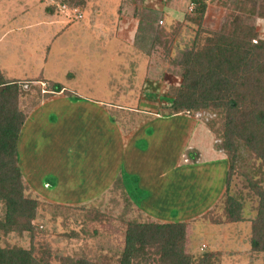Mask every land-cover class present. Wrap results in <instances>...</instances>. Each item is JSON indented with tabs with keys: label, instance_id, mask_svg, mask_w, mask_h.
I'll return each mask as SVG.
<instances>
[{
	"label": "rangeland",
	"instance_id": "374dc122",
	"mask_svg": "<svg viewBox=\"0 0 264 264\" xmlns=\"http://www.w3.org/2000/svg\"><path fill=\"white\" fill-rule=\"evenodd\" d=\"M80 2H82L81 6ZM235 2L236 0H223V3H219L217 0H206L207 8L202 27L208 30H220ZM46 6H48L47 8L54 7V9L58 8L63 11H61L59 17L50 16L44 12ZM145 8L156 14L163 13L162 26L169 41L167 47L169 53L165 51L163 45L152 47L154 36L143 31V29H139L143 21H154V16ZM186 11L187 3H181L178 0H173L166 5L158 0H145L144 7H142L141 0H73L71 6L66 4L64 0H0V73H3L4 77L21 79L36 78L43 73V76H50L52 79L66 85L70 92L79 97L102 101L106 105L105 109L108 115L106 127L107 129L110 128L111 131L113 130V124L116 123L115 115L118 116L117 112L120 111L117 110L120 108L136 111L143 109L156 111L162 110L171 104L170 89L177 87L180 83L178 69L173 66L172 62L191 46L197 29V26L185 17ZM79 14L81 18L78 17ZM245 21L248 24L253 23L260 38L264 39V19L258 18L253 21L252 18L245 17ZM100 32L106 34V36L103 35L105 37L103 40L104 45L98 42L99 40L96 37V34ZM59 33L60 35L54 41L55 36ZM134 36L138 41H135ZM150 64L155 66V69H152L150 77L152 85L146 86L143 85L144 74L147 65ZM68 72L75 74L74 80L70 82L66 78ZM40 86L42 89L45 88L44 83ZM146 94L152 96L149 97ZM75 98L68 96L67 102L80 103L82 101L80 98ZM78 105L75 104L74 107ZM66 108L67 106L64 105L61 99H52L44 107L36 108L41 113L36 118L38 126L34 124L35 120L32 122V127L36 128L33 132L35 135L33 133L31 136L28 135L26 130H29L31 125H27L20 134L19 139V164L23 178L31 191L49 204L61 205L62 202L70 203L74 201L87 202L91 198L88 197V191H82L84 189L83 184H78L75 189L77 199H69V193L66 196L67 200H64L62 195H60L62 198H56V190L52 191L51 186L45 185L46 181V183L51 181L45 173L46 170L55 167L59 163L64 167L65 161L70 162V160L75 162L76 167H79L81 171L97 170V161H101V154L105 152L102 155L105 156L104 161H106L107 149H111L113 146L111 144H116L115 139H112V136L107 132L105 137L97 138L98 136L95 135L92 128H97V133L100 129H103V125L100 120L90 117H85L80 122L75 123L77 125L71 126L70 133L66 134L67 131L64 125L67 118ZM42 112H47L50 118L49 120L45 119L46 122L41 125ZM111 113H113V118L110 115ZM123 113L126 116L130 114ZM212 117L208 113H197L191 118H184V122L187 126L205 127L204 122ZM154 123L157 129L171 125L162 119ZM177 126L179 128L185 125L178 123ZM162 130L158 131L152 138L155 140L161 138L160 133L163 132ZM182 133H186V135H182ZM175 136L174 133L167 135L168 138L172 139V142L169 143L174 144ZM177 137L184 139L185 143L189 140L196 143L199 139V144L202 147L206 145L207 150H204L203 161H207L208 154L213 150L210 145L207 146L209 143L207 137L200 136V133L191 136L189 131L178 132ZM99 142H105L106 144L101 146L102 144ZM213 142L215 143L216 140ZM34 143H37L35 148ZM156 143L158 142H153L152 152H150V157L148 156L149 159L163 158L168 160L173 156L171 152L174 151L173 149L171 151L169 147L162 149V145L159 147V144L156 146ZM23 147L24 149L27 147L26 153L25 150L23 151ZM114 148H118V150H113ZM114 148L109 154L110 159H107L111 166L114 163L111 160H114L119 153V146ZM159 148H161V151ZM195 148L193 146L191 150ZM138 149L141 153V144H138ZM195 151H198V149ZM240 152L242 161L239 162V172L242 175L233 178L231 193L242 202V217L244 219L235 223L225 222L220 203L213 201V197L217 195L215 189H219L221 185L222 168L221 165L207 164V166L211 165L208 167V173H205V171L199 173L195 176L194 181L198 178L199 181L202 177L205 179L204 185L209 187L210 190L206 194L209 200L205 202H210L211 207L205 213L207 215L205 218H202V215L200 218L189 222L186 249L188 252L195 253L200 245L205 243L208 249L205 248L204 250L223 253L222 264H264V254L251 257L252 255L250 256L249 253V220L254 218L256 214L257 199L246 188V179L243 175L250 176L264 188V168L250 155L246 148L241 147ZM185 154L188 160L193 156L192 151H187ZM185 168L188 170V167ZM86 177V174H82L78 180L83 181ZM95 177L97 178L96 174ZM29 178L31 181H29ZM35 178H37L38 183H34ZM121 178V185L128 186L131 191L136 188L132 177H126V174L122 173ZM175 186L176 184H174ZM200 191L204 194L202 186H200ZM114 199V196L110 197L107 202L101 199L99 206H106L105 212L110 214L109 208L112 205L111 201ZM199 205L201 208L206 206L204 204ZM155 206L162 209L164 203L157 202ZM117 208L114 210L115 212H118ZM1 214L0 207V217ZM66 218L61 216L58 219L56 217L51 220L49 214H44L36 219L35 248L37 250L40 248L49 249L51 263H56L57 258L74 254L85 255L84 257H98L101 254L98 247L107 251L110 250V252L121 249L123 239L121 233L116 231L118 226L116 223H102L103 227L108 228L109 233L106 228H103L99 233L93 235L91 227H98L99 224L96 225L95 222L97 221L95 220L101 217L97 215L95 218V214H90L85 236L91 244L87 245L81 241L67 239L63 236L71 228H75L82 235L81 225H75L73 220H69L70 217L66 216ZM214 220L218 222L212 223L211 221ZM0 239L3 245L29 246L26 235L24 237L16 235L1 236ZM203 246L205 247L204 244L201 245V247Z\"/></svg>",
	"mask_w": 264,
	"mask_h": 264
},
{
	"label": "trees",
	"instance_id": "16d2710c",
	"mask_svg": "<svg viewBox=\"0 0 264 264\" xmlns=\"http://www.w3.org/2000/svg\"><path fill=\"white\" fill-rule=\"evenodd\" d=\"M217 1L223 3V0ZM64 2L71 6L73 0ZM141 2L144 7L145 0ZM190 4L193 9L191 12L187 10L185 17L197 26L195 37L191 46L172 62L178 69L180 83L170 89L171 104L157 110V114L162 117L182 114L193 117L197 113L213 116L204 124L216 140L214 150L226 157L228 165L224 191L218 202L225 222L235 223L244 219L242 202L231 193L233 178L241 174L240 148H246L264 168V39L260 38L253 23L245 21V17L253 21L264 19V0H236L218 31L202 27L206 0H188ZM145 9L154 16V21H143L139 29L154 36L152 47L163 45L169 53V41L162 26L163 13L157 15ZM134 39L138 41L136 36ZM40 83H44L45 88L42 89ZM61 92L73 96L58 83H45L41 76L25 81H7L0 74V237L26 235L29 241L28 247H21L3 245L0 239V264H222L220 251H187L188 223H159L136 212L134 207L140 194L133 199L132 196L138 192L121 185L123 172L107 194L109 198L115 197L111 201L110 214L105 212L106 206H99L103 198L87 205L67 206L49 204L31 191L19 164L20 133L29 113L43 100ZM119 110L125 112L122 108ZM110 115L114 117L113 113ZM190 151L193 156L189 160L195 163L198 152ZM243 175L246 188L257 199L256 214L249 220V253L251 257H258L264 254V188L250 176ZM46 185L52 186L49 182ZM116 207L118 212L114 211ZM92 213L95 218L97 215L101 217L95 220L99 226L91 227L92 234L103 228L109 233L108 228L101 224L116 223V231L123 239L121 249L110 252L98 247L101 253L98 257L74 254L51 263L49 249L35 248V222L44 214H49L51 220L70 217L75 225H81L82 235L71 228L63 236L91 244L85 230ZM206 216L204 214L202 218Z\"/></svg>",
	"mask_w": 264,
	"mask_h": 264
},
{
	"label": "crops",
	"instance_id": "0c3cea01",
	"mask_svg": "<svg viewBox=\"0 0 264 264\" xmlns=\"http://www.w3.org/2000/svg\"><path fill=\"white\" fill-rule=\"evenodd\" d=\"M47 7L48 6L44 8V12L50 16L59 17L61 11H63V10H59L58 8L52 10L50 7L49 8ZM59 35L60 33L55 36L54 41L56 40V38H58ZM103 35L106 36L104 32L103 33L100 32L96 34V37L99 40L98 42H100L102 45H104L103 40L105 39ZM152 69H155V66L151 64L149 66L147 65L145 70L146 73L144 74L143 85L146 86L152 85L150 80ZM0 74L7 81H15V80L25 81L28 79H34V78L21 79V78H13V77L8 78V77H4L3 73ZM42 74L43 73H41L40 76L42 77L45 83L58 82V84L63 86V88L67 91V93H70L73 96H77L75 93L70 92L67 89V86L62 84L60 81L58 80L56 81L52 79V77L50 76L48 77H46V75L43 76ZM66 78L70 82L74 80L75 74L68 72ZM146 95L148 96L149 94ZM150 96L152 95H149V97ZM67 97L68 96L62 92L55 93L49 99L43 100L36 108L44 107L47 104V102L52 99H61L63 100L64 105L67 106L66 108L67 118L64 124L67 131L66 134L70 133L69 129L71 126L77 125L75 123L80 122V120L85 117H90L92 119L100 120L103 125L102 126L103 129H100V127H98L100 131H98L97 133H96L97 128H92L94 129L95 135L98 136L97 138L105 137L107 132L112 136V139H115L116 144L115 145L111 144L113 145L111 149H107L106 161H104L105 156L102 155L105 152L101 154V161H97V170L89 169L86 171L84 170L81 171L79 167H76L75 162L71 160L70 162L65 161L66 164L64 165V167L59 163L55 167L53 168L51 167L48 170H46L45 173L51 179V181H48L52 185L51 190L52 191L56 190V198H62L60 197V195H62L63 199L67 200L66 196L67 193H69L68 195L69 199L71 200L77 199L78 196L76 195L75 189L77 188L78 184H83L82 186L84 187V189H82V191L84 192L88 191V197L91 198L89 199L90 201L87 202H75V201L70 203L62 202L61 205L66 204L67 206H82V205H87V203L88 204L93 203L96 200H99L100 198H103L104 199L103 201L107 202V200L109 199L107 194H109L108 192L110 190V187L117 179L118 175L121 172H123L124 174H126V177L127 176L132 177L136 184V188L134 189L136 190L135 192L138 193H135L134 196H132V198L134 199L136 197L137 199L138 194H140L139 202L136 203L134 207V210L136 212L141 214V216H143L145 219L147 218L155 222H159V223L186 222L188 223L189 226L190 221L200 218L202 215H204L210 210L211 207L210 202L207 203L205 202L209 200V197L208 196L206 197V194H208L210 191L209 187L204 185L205 179H203V177L199 181H198L199 178L195 181L194 178L199 173H204V171L205 173H208L209 171L208 167L211 166L212 164L213 166L221 165L222 168V177L220 179L221 185L219 186V189L218 188L215 189L217 195L213 197L214 199L212 198L213 201H215V203L219 201L224 191L223 182L225 180V176L223 177V175L226 174L228 165H227L226 157L221 152H216L214 150L213 141H215V139L213 135L207 130L206 127L187 126L186 123L184 122L185 120L184 118H191V117L185 115L162 117L157 114V110L152 111L150 109L141 108L143 109L141 111L123 109L125 110L126 113H130L127 114V116L122 111L117 110L120 112H117L118 116L115 115L116 123L113 124L114 126L111 125L113 126L112 128L113 130L110 131V128L107 129L106 127L108 115H107V110L105 109L106 105H104L102 101L96 99H86L77 96L82 101H80V103H70L67 102ZM75 104L76 105L79 104V105L77 107H74ZM36 108L29 113L27 120L25 121L23 128L21 130V133L23 129L27 127V125H31L30 129L28 128L29 130H26V132L28 131V135L30 136L32 135V133L36 129L32 127L33 120H35L34 124L35 125L37 124L38 126V121L36 118L38 115H40L39 113H41V111L36 110ZM42 113L43 116H41L40 119L42 120V122L40 121L41 125L46 122L45 119L49 120L50 118L48 117L49 115L47 112H42ZM160 119L164 120V122H169L167 124H171V125L163 126L162 127L163 130L155 128L156 126L154 122ZM178 123L179 124L183 123V125L185 126L178 128L177 126ZM160 130L163 131L162 133H160L161 138L159 137L157 140L153 139L152 138L153 135L157 134L158 131ZM185 131H189L191 136L200 133V136L203 135L204 137H207L209 141L207 146L210 145L211 149L213 150L210 151V153L208 154L207 161L204 160L206 161L205 163L203 161L205 154L203 153L207 150L205 148L206 145L202 147L199 144L200 142L199 139L196 141V143L195 141L191 142V140L185 143L184 139L177 137L178 132H185ZM168 132L170 134L174 133L176 135L174 139V144L169 143L172 142L171 141L172 139L167 137V135L169 134ZM33 135L35 134L33 133ZM182 135H186V133H182ZM44 137H46V135H44ZM167 140L168 142H166ZM155 141L158 142L156 143V146H158V144L159 147L162 145L161 147L162 149L166 147H169L170 151L173 149L174 151H171L173 153V156L168 160H164L163 158L149 159L148 156L150 155V152H152L153 142ZM36 144L37 143L33 144L34 148L36 147ZM101 144H102L101 146H105L106 143L103 142ZM138 144H141L142 146L143 151L141 150V153H139L140 149H138ZM116 146H119V153L116 155V158L114 160H111L114 161L113 166H111L109 165L107 159H110L109 154L111 150ZM193 146L196 147L194 150L198 149L197 151L198 157L195 163H191L190 160L187 159V156L185 154L187 151H190L193 148ZM161 148H159L160 151ZM24 150L26 153L28 150L27 147L26 149H24L23 147V151ZM113 150H118V148H114ZM18 151H19V143H18ZM93 163L95 165L94 161ZM207 164H211V165L207 166ZM185 167H188V170H186ZM202 167H204L203 170ZM82 174H86L87 177L83 181H80L78 179ZM95 174L97 178L95 177ZM29 181H31L30 178ZM35 182L38 183L37 178H35L34 183ZM174 184H176L175 187ZM200 186H202V189L204 190L203 192L204 194L201 193ZM42 193L44 194L43 191ZM166 199H168L167 204H166ZM157 202L164 203L162 209L157 208V206H155V203ZM199 204L202 205L204 204L206 206L201 208ZM187 231L189 232L188 227H187ZM203 244L206 246V249H208V246L205 243H202L201 245ZM201 245L198 249L199 252ZM198 251L195 253H198Z\"/></svg>",
	"mask_w": 264,
	"mask_h": 264
},
{
	"label": "built area",
	"instance_id": "2783aa9c",
	"mask_svg": "<svg viewBox=\"0 0 264 264\" xmlns=\"http://www.w3.org/2000/svg\"><path fill=\"white\" fill-rule=\"evenodd\" d=\"M159 2H161L162 4H164V5H166V4H169V3H171L173 0H158ZM179 2H186L187 3V10L189 11V12H191L192 11V9H193V5L192 4H190V5H188V0H178ZM79 18H81V15L79 14V16H78ZM159 24L161 25L162 24V21H160L159 22ZM206 248V246L204 247H201V251L202 250H204Z\"/></svg>",
	"mask_w": 264,
	"mask_h": 264
}]
</instances>
